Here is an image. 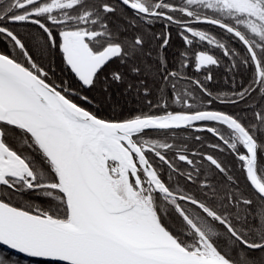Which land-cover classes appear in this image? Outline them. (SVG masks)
Returning a JSON list of instances; mask_svg holds the SVG:
<instances>
[{
    "label": "snow or ice",
    "instance_id": "obj_1",
    "mask_svg": "<svg viewBox=\"0 0 264 264\" xmlns=\"http://www.w3.org/2000/svg\"><path fill=\"white\" fill-rule=\"evenodd\" d=\"M0 44V264H264V0H0Z\"/></svg>",
    "mask_w": 264,
    "mask_h": 264
},
{
    "label": "trees",
    "instance_id": "obj_2",
    "mask_svg": "<svg viewBox=\"0 0 264 264\" xmlns=\"http://www.w3.org/2000/svg\"><path fill=\"white\" fill-rule=\"evenodd\" d=\"M2 50H4V45L0 44V51H2ZM45 63L46 64L51 63L52 65L55 66L56 72L54 74V78H56L58 80L59 79H65L69 82L70 86H72V87L76 86V82L72 78L71 74H69L67 71H61L62 63H61V60H60L58 55L53 53L52 55L48 56ZM215 73H216V82H214L211 86L213 88H227L228 85L224 82L223 79H221V76L223 75V69H216ZM90 95H94V93H90ZM85 106H87V105H85ZM217 106L219 107V105H217ZM132 107H133V105L129 103L128 108H132ZM230 109H232V108L230 107ZM125 110H127V109H125ZM105 114H108L107 110H105ZM187 139L190 142V146L195 149V141L192 140V137L187 136ZM34 199H35V197H34ZM16 201L23 203L24 197L17 196ZM18 260H19V264H39V262L22 259L20 257H18Z\"/></svg>",
    "mask_w": 264,
    "mask_h": 264
},
{
    "label": "flooded vegetation",
    "instance_id": "obj_3",
    "mask_svg": "<svg viewBox=\"0 0 264 264\" xmlns=\"http://www.w3.org/2000/svg\"><path fill=\"white\" fill-rule=\"evenodd\" d=\"M178 43H179L178 41H174V47H173V49L170 50V54L172 52H175L176 51V47L178 46ZM94 95H96V93H94ZM129 103L131 104V102H129ZM136 107H138V106H136ZM226 110L233 111L235 109H230V107H226ZM125 112H127V110H125ZM195 135H201L202 137H205L206 142H213V139H214V138L211 137L210 134L203 133V132L202 133L191 132V133H189L188 137H192V136H195ZM192 149H194V148H192ZM195 149H199V150L205 151V152H211L212 151V149H209L206 146L205 147H201L200 143L199 142H196V141H195ZM227 159L228 160H231L232 157L229 156Z\"/></svg>",
    "mask_w": 264,
    "mask_h": 264
},
{
    "label": "water",
    "instance_id": "obj_4",
    "mask_svg": "<svg viewBox=\"0 0 264 264\" xmlns=\"http://www.w3.org/2000/svg\"><path fill=\"white\" fill-rule=\"evenodd\" d=\"M17 257H20L22 259L30 260V261H36L39 262L40 258H33V257H26L23 254H15Z\"/></svg>",
    "mask_w": 264,
    "mask_h": 264
}]
</instances>
